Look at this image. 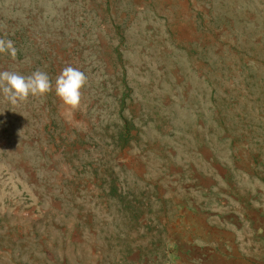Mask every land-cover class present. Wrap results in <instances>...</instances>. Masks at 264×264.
<instances>
[{
    "label": "rangeland",
    "instance_id": "1",
    "mask_svg": "<svg viewBox=\"0 0 264 264\" xmlns=\"http://www.w3.org/2000/svg\"><path fill=\"white\" fill-rule=\"evenodd\" d=\"M0 38L53 85L0 94V264H264V0H0Z\"/></svg>",
    "mask_w": 264,
    "mask_h": 264
},
{
    "label": "clouds",
    "instance_id": "2",
    "mask_svg": "<svg viewBox=\"0 0 264 264\" xmlns=\"http://www.w3.org/2000/svg\"><path fill=\"white\" fill-rule=\"evenodd\" d=\"M0 54H8L15 59L17 48L14 41L0 38ZM87 83L88 78L83 71L66 66L56 78L55 93L65 104L77 107ZM52 90L51 78L44 71L36 70L29 75L10 70L0 71V94L12 105L27 100L29 96H43Z\"/></svg>",
    "mask_w": 264,
    "mask_h": 264
}]
</instances>
